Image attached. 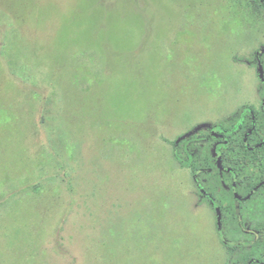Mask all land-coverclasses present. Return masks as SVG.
I'll use <instances>...</instances> for the list:
<instances>
[{
	"label": "rangeland",
	"instance_id": "1",
	"mask_svg": "<svg viewBox=\"0 0 264 264\" xmlns=\"http://www.w3.org/2000/svg\"><path fill=\"white\" fill-rule=\"evenodd\" d=\"M263 84L257 0H0V264H264V187L225 188L264 147L223 146L238 175L202 196L217 154L172 145L242 107L264 127Z\"/></svg>",
	"mask_w": 264,
	"mask_h": 264
},
{
	"label": "trees",
	"instance_id": "2",
	"mask_svg": "<svg viewBox=\"0 0 264 264\" xmlns=\"http://www.w3.org/2000/svg\"><path fill=\"white\" fill-rule=\"evenodd\" d=\"M257 2L264 6V0H257ZM226 125L228 126H220L219 130H216L218 128L212 127L210 129V134L203 132V135L200 136L178 137L172 144L174 150V158L180 164H182V167H188L189 165H191V161L193 159L192 149L196 144H199L200 152L202 155L205 153L204 149H206L207 147L210 148L209 150H211V153L217 154V158L211 166V169L209 168L210 170L206 166L202 168L194 166L193 168L194 180L196 181L197 186L200 187V193L202 196L210 195L208 193L212 190V175H220L219 177L222 178L224 173L236 176L238 175L237 173L232 174V168L229 165L221 162V156H219V153L222 152L221 150L223 146L228 150L238 148L241 152V156H243L245 153L249 154L251 151L250 149L255 146L256 127L260 125V122L257 115L251 108H240L236 112V114L232 118H230L228 124ZM234 180L235 178H231V183H225V188L227 189L226 191H230V193H233V188H235L234 194H237V196L242 195L244 192H246L243 195V198L248 197L254 190L259 192L258 189L262 188V186L260 185L263 181L262 179L258 180L256 185H253L248 181L241 186ZM250 188H253L251 192H249ZM236 245L230 246L229 244L228 250L232 252L233 249H236ZM244 251L245 250H243V252ZM237 264H246V261H241Z\"/></svg>",
	"mask_w": 264,
	"mask_h": 264
},
{
	"label": "flooded vegetation",
	"instance_id": "3",
	"mask_svg": "<svg viewBox=\"0 0 264 264\" xmlns=\"http://www.w3.org/2000/svg\"><path fill=\"white\" fill-rule=\"evenodd\" d=\"M250 108V107H249ZM252 109V108H251ZM253 110V109H252ZM254 111V110H253ZM256 114V113H255ZM257 115V114H256ZM263 116H264V113H263ZM258 117V116H257ZM258 120H259V122H260V125H258L257 127H256V140H255V146L252 148V149H250V150H255V149H258V150H260L262 147H264V138H263V140L262 139H259V137H260V134L263 132V129H264V127H261V119L258 117ZM263 181H262V183L260 184L262 187H264V178L262 179ZM261 186H259V187H261ZM255 187V186H254ZM246 192H244L242 195H239V196H241L242 198L244 197L243 195L245 194ZM258 192L256 191V190H254V191H252L251 192V194L248 196V197H246V198H244V199H246V201L247 200H250L252 197H254L256 194H257ZM235 195V194H234ZM258 195V194H257ZM259 198V197H258ZM260 199V198H259ZM245 201V202H246ZM256 202V204H260V202H262L261 200H257V201H255ZM245 204V203H244ZM244 204H242L241 206H243ZM241 206H238L237 208H239V207H241ZM231 244H233V243H231ZM230 244V246H233V245H231ZM238 244V243H237ZM229 245V244H228ZM234 245H236L235 243H234ZM239 245H243L244 247H242V246H239ZM228 247L229 246H227V253H228V255H231V256H233V257H235V259H233L232 260V263H230V264H237L238 262H241V261H247L248 259H250V258H247L246 260H244V258L242 257V256H240V255H242V253H239V254H237V253H235V250H237V249H239L240 247H242V249L243 250H246L247 248H248V242H239V244L238 245H236V249L234 250L233 249V251L232 252H230L229 250H228ZM233 248V247H232ZM254 257H256V258H263L264 259V255L263 254H261V253H259L258 255H256V256H254ZM252 264V263H251Z\"/></svg>",
	"mask_w": 264,
	"mask_h": 264
}]
</instances>
